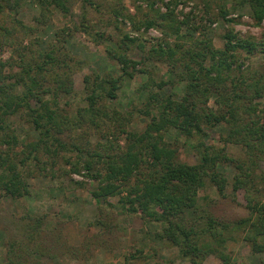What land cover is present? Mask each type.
Here are the masks:
<instances>
[{
	"label": "trees",
	"instance_id": "1",
	"mask_svg": "<svg viewBox=\"0 0 264 264\" xmlns=\"http://www.w3.org/2000/svg\"><path fill=\"white\" fill-rule=\"evenodd\" d=\"M145 1L153 10L152 16L140 23L133 15L122 18L131 20L136 29L143 24L164 30L149 45L140 37L123 33L115 38L98 29L92 32L89 25L82 24L93 39L108 41L105 51L110 65L83 76V104H76L70 113V98L76 94L73 64L75 67L79 62L73 53L71 32L63 25L43 36L48 13L54 8L66 13V0H0V50H9L7 58L0 57V143L7 145L0 148V197L17 200L29 196L30 166L40 168L43 154L56 157L61 150H74V162L70 157L65 162H72V172H83L90 179L88 192L102 206L98 216L102 230L95 233L104 236L118 228L126 232L127 226L120 227L115 218L116 208L138 216L144 224H159L153 237L176 246L180 257L192 264H201L210 253L220 264H241L226 250V231L242 228L250 250L264 252V201L257 199L264 190V168L260 166L264 161V32L255 37L224 29L222 46L216 47L207 29L192 23L187 13L178 18L175 10L179 0H162L161 6H155V0ZM212 1L200 0L204 12ZM214 1L216 14L224 21L238 19L227 16V2L233 10L247 5L257 26L264 19V0ZM25 3L39 11L30 21L20 15ZM207 20L213 22L215 16H207ZM131 49L140 51L139 59L129 56ZM248 55L263 58L260 70L242 67ZM163 68L166 77L154 75ZM139 72L147 78L137 84L135 92L145 96L123 110L111 104L125 79L131 80ZM135 114L145 120L141 130L129 128ZM18 118L27 124L26 132L36 137H23L20 152L12 158L8 148L19 140L15 130ZM215 126L225 130L219 143L206 139L207 130ZM72 129L82 132L74 135V140L62 137ZM90 131L105 141L92 143L87 138ZM170 132L175 133L174 141L183 137L182 144L198 156L197 162L178 159L177 147L165 139ZM228 145L239 148L238 154L228 151ZM227 164L236 171L231 197L239 195L249 210L246 217L229 222L215 216L199 195L207 178L217 197L227 196V179L218 170L219 165ZM115 195V203L107 200ZM15 216L14 220L28 217L33 222L25 228L23 238L7 237L5 264H33L26 263L24 255L32 245L34 255L57 256L54 246L41 251L42 232L52 235L54 243L62 238L55 246L72 252V258L74 252L79 253L77 257L83 255L81 245L63 241L59 222L51 224L48 213L19 212ZM138 231L148 234L143 227ZM155 264L165 263L157 260Z\"/></svg>",
	"mask_w": 264,
	"mask_h": 264
},
{
	"label": "rangeland",
	"instance_id": "2",
	"mask_svg": "<svg viewBox=\"0 0 264 264\" xmlns=\"http://www.w3.org/2000/svg\"><path fill=\"white\" fill-rule=\"evenodd\" d=\"M92 4H89L87 0H66L67 12L62 13L57 9H52L49 14V21L46 28H44V37L51 35L54 29L61 28L66 25L72 35L71 42L73 43V53L79 58V62L76 63L74 70L73 64V82L75 96L70 98L71 109L70 113L74 111L76 104L82 105L83 93V76L85 74H91L95 71H101L109 68V59L106 56V45L108 41L95 40L92 36L83 30V25L87 24L88 30L92 32L96 29L103 33H111L113 37L119 38L123 33H127L132 37H140V39L149 45L154 43L160 35H162V29L156 26L146 27L142 24L136 29L132 25L131 20L123 19L122 16H132L136 22L140 23L148 16L153 15V10L149 8L145 0H89ZM155 6L162 5V0H155ZM167 1V0H165ZM175 12L178 14V18H182L184 13L189 15V19L192 23L202 25L207 29V33L212 37L213 44L216 47L222 46V39L220 34L224 29H233L239 32L241 35H253L259 37L264 32V19L260 26L253 23L250 17V9L247 5H241L234 10L230 7V3L227 2L229 10L228 17H236L237 21H224L219 15H217V3L213 0L210 4V8L204 12L200 0H179ZM220 2V1H219ZM195 3H198L195 8ZM97 4V6H96ZM21 16L27 21H30L32 16L38 14L37 6L29 5L25 3L23 5ZM164 7L162 8V10ZM114 12H119L120 15H115ZM217 16H216V15ZM239 14L240 17L236 15ZM207 16H215L213 22L207 20ZM117 20L115 21V19ZM32 22H30L31 24ZM197 31H200L198 28ZM146 39V40H145ZM133 50V49H131ZM9 56V50L3 47L0 50V57L5 59ZM129 56L133 59H139L140 51L133 50L129 52ZM263 58L255 55H248L244 58L242 67L251 71L260 70ZM109 64V65H108ZM163 68L161 71H155L154 75L158 78L164 76ZM248 70V71H249ZM147 78L146 73H137L133 79H125L124 84L118 89L117 98L111 100L110 103H114L120 110L126 109L133 105L134 102L140 101L144 96L143 94H137L135 87L138 83L145 81ZM168 78V77H167ZM169 86H166V90H169ZM212 104V100H210ZM16 116L12 119L16 120ZM145 124V120L141 116L135 114L133 122L129 125L130 129L141 130ZM29 129V128H28ZM15 130L17 139H19L15 146L11 145L9 149L10 157L15 158V152H20L22 148L23 137H36L35 133L27 130V124L21 121L19 118L15 124ZM81 130L72 129L71 131H65L62 137L71 136L74 140V135L80 134ZM91 134L87 135V138L92 143L97 140L104 142V138H99L96 132L90 131ZM207 141L219 143L220 134L224 135L225 130L221 127H214L207 130ZM175 136L174 132L167 133L165 139L170 142L172 146L177 147L178 159L186 163H195L198 161V156L194 152L182 144L183 137H178L177 140H173ZM119 143H123V138H120ZM22 140V141H21ZM0 148L5 149L7 145L0 143ZM227 150L233 154H238L239 148H234L228 145ZM74 150H61L56 157H51L46 154L41 156L43 163L39 166H30L32 174L27 176V182L30 188V195L22 197L17 200L9 198L8 196L0 197V264L6 263V239L9 235H14L17 238H23L26 227L33 222L32 219L26 217L20 221L14 220L13 216L20 213H48L51 217V224L53 221L59 222V229L61 228L63 241L68 245H81L82 256L75 254L72 258V252L67 250H59L55 245L61 243L62 238L56 240L52 235L42 232L41 234V247L44 251L45 247H55L57 256L47 257L34 255L31 253L33 245L24 253L26 263L33 264H155V261H162L165 264H192L187 259L180 257L178 248L165 240H158L153 237L156 230L160 229L159 224H144L142 220L136 215H127L120 213L116 208V219L121 223L120 227H126V232H122L121 229L113 230L104 236L98 235L101 227L98 223V216L100 211L98 203L91 197L88 189L92 187V182L86 177L83 172H72V162H74ZM69 158L71 163L65 162L66 158ZM33 165V164H32ZM260 166L264 168V161L260 162ZM220 170L227 179L226 194L224 198L217 197L215 188L210 184L208 179H205V184L202 189L199 190V195L204 197L207 208L220 219L225 221H232L246 217L249 214V210L244 206V200L237 195L235 199L231 197L233 182V176L235 174V168L230 165H219ZM238 194H241L239 192ZM118 196H109L108 201L115 203ZM237 198V199H236ZM257 199L264 201V190H262ZM100 203L99 205H102ZM16 207L19 210H16ZM105 213V211H104ZM106 216L104 214H101ZM16 217V216H15ZM109 217V216H108ZM12 220V221H11ZM4 227H3V226ZM140 227L148 231V234L140 233L138 231ZM66 234L64 236L63 234ZM55 232V231H53ZM95 236H100L94 238ZM228 236L225 246L226 250L231 254L233 260L240 262L241 264H264V252H252L249 244L243 239V230L232 229L224 233ZM93 235V236H92ZM49 237V238H48ZM67 238V239H66ZM69 238V239H68ZM141 238L143 240H141ZM53 239V240H52ZM71 240H74V244H71ZM144 241V242H143ZM87 244V245H86ZM86 245V246H85ZM65 249V248H63ZM140 249H143L141 253H138ZM51 252V251H50ZM77 257V258H76ZM201 264H220V260L214 254H206Z\"/></svg>",
	"mask_w": 264,
	"mask_h": 264
},
{
	"label": "crops",
	"instance_id": "3",
	"mask_svg": "<svg viewBox=\"0 0 264 264\" xmlns=\"http://www.w3.org/2000/svg\"><path fill=\"white\" fill-rule=\"evenodd\" d=\"M63 234H64V236H66V234L64 233V231H63ZM67 239V238H66ZM69 239V238H68ZM71 244H74V240H71V242H70Z\"/></svg>",
	"mask_w": 264,
	"mask_h": 264
}]
</instances>
